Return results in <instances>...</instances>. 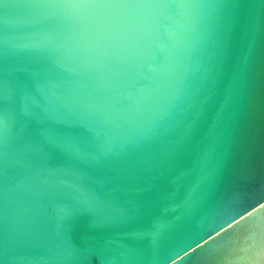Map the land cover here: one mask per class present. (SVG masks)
I'll list each match as a JSON object with an SVG mask.
<instances>
[{
    "label": "water",
    "instance_id": "95a60500",
    "mask_svg": "<svg viewBox=\"0 0 264 264\" xmlns=\"http://www.w3.org/2000/svg\"><path fill=\"white\" fill-rule=\"evenodd\" d=\"M0 264H264V0H0Z\"/></svg>",
    "mask_w": 264,
    "mask_h": 264
}]
</instances>
